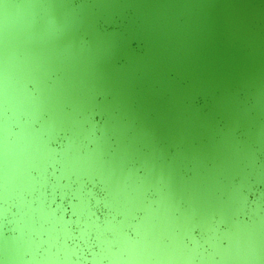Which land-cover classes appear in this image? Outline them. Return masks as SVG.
<instances>
[{"label":"water","instance_id":"1","mask_svg":"<svg viewBox=\"0 0 264 264\" xmlns=\"http://www.w3.org/2000/svg\"><path fill=\"white\" fill-rule=\"evenodd\" d=\"M0 264H264V0H0Z\"/></svg>","mask_w":264,"mask_h":264}]
</instances>
